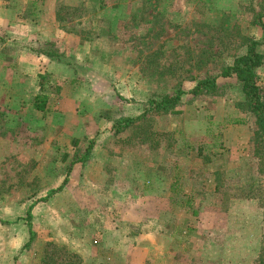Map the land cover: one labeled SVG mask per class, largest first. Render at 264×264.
<instances>
[{
    "label": "rangeland",
    "instance_id": "374dc122",
    "mask_svg": "<svg viewBox=\"0 0 264 264\" xmlns=\"http://www.w3.org/2000/svg\"><path fill=\"white\" fill-rule=\"evenodd\" d=\"M263 10L0 0V264H264V158L236 78L116 126L263 40Z\"/></svg>",
    "mask_w": 264,
    "mask_h": 264
},
{
    "label": "trees",
    "instance_id": "16d2710c",
    "mask_svg": "<svg viewBox=\"0 0 264 264\" xmlns=\"http://www.w3.org/2000/svg\"><path fill=\"white\" fill-rule=\"evenodd\" d=\"M264 10L259 16V21L264 28ZM264 39L247 40V45L244 53L237 55L234 60L224 65L218 74L207 75L196 81V84L190 90H186L181 86H176L171 93L154 95L145 101L143 113L135 117H121L117 120L116 126H127L133 121L145 116L147 113L170 111L175 109L182 101L185 94L191 93L195 96L214 92L218 88V79L220 77H234L241 85L242 93L244 95L243 105L255 118V133L261 140V158H264V83L261 78V69L264 67V51L262 46ZM49 102V95L41 92L35 95L33 99V108L39 111H46ZM235 123H243L244 119L236 118ZM93 148V142L87 147L85 154L79 161H84L89 158V154ZM66 181H64L65 183ZM63 186V185H62ZM62 187L53 189L51 194L56 193Z\"/></svg>",
    "mask_w": 264,
    "mask_h": 264
}]
</instances>
